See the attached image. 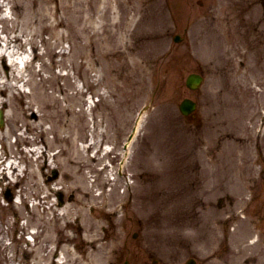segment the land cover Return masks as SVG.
I'll return each mask as SVG.
<instances>
[{"label": "rangeland", "instance_id": "1", "mask_svg": "<svg viewBox=\"0 0 264 264\" xmlns=\"http://www.w3.org/2000/svg\"><path fill=\"white\" fill-rule=\"evenodd\" d=\"M233 1L236 3L233 15L245 11L239 5L240 0ZM100 2L101 0H91V68L80 66L83 34L79 30V22L75 21L74 31L65 27L57 28L63 39L56 42L57 56L54 60L58 62L65 58L58 55L59 50L63 49L69 55L65 58L67 66L56 64L51 71L43 69L39 75L34 76V80L58 74L61 76L59 84H63V76H67L73 87H67L64 92L53 90L54 95L60 98L62 106H69L76 112L79 109L86 110L85 123H88L89 130L99 123L98 131L102 130L104 133L103 144L111 152L99 163L98 168L104 163L107 167L100 172L94 185L95 188H101L105 181L106 188L93 209L90 206L93 202L91 197H83L82 201H78L75 192L60 191L52 198L61 195L62 203H72L73 215H80L79 224L82 223V230L87 229L88 234L93 232L95 236H102L99 227L107 225L109 228L125 226L129 230L140 226L141 237L149 244L153 231L157 232V236L168 239L165 236L170 235L174 226H181L178 231L181 236L186 235L189 248L185 245L179 248L170 246L160 251L164 252V256L175 252L182 260L195 254L199 260L210 257L207 264H233V249L240 245V238L248 235L249 238H254L257 233L251 227L253 220L258 218L253 214L258 210H252V218L242 216L238 211L241 208L238 197L242 195L246 199L249 192L244 187L249 179L261 171L264 173V151L257 142L258 138L253 137L260 122L253 121L257 129L253 130L252 127L245 131L239 130L238 123L233 120L235 88L230 75L232 68L227 63L228 60L225 61L231 48L228 54L223 52L225 46L230 47L231 44L228 24L231 15L230 9L225 6L229 0H207L208 5L218 3V7L215 10L213 6H209L206 10L204 8L205 12L198 0H186L185 5L174 7L173 15H170L167 0H109L105 22L101 17L102 12L96 10ZM185 9L192 15L191 18L188 17L190 20H183V15L187 13ZM255 11L252 9L250 12ZM199 13L205 14L207 19L203 20L205 15L201 17ZM3 15L9 19L14 17V8L10 3L4 6ZM219 20L227 22L225 30H220ZM6 26V23L0 22L2 37ZM187 26L188 31L184 32ZM177 33L184 37L178 44L172 41ZM49 37V34L44 33L43 37L35 38L39 46L35 49V54L45 51L43 40ZM49 41L54 43L55 38H50ZM25 51H31L29 44ZM28 53H23L20 60L26 58ZM42 62L49 65L50 57L43 55L33 63V69L38 70ZM7 63V58L3 63L0 61L1 68L6 67ZM200 70L205 74L204 84L199 90L191 92L185 87V78L189 72ZM6 71H9L8 65ZM253 72L257 76L256 70ZM19 90L27 93L30 86L20 85ZM51 91L52 88L48 87L47 92ZM80 97L85 105L81 101L77 102ZM184 97L192 98L198 104L195 120L190 121L178 112V104ZM259 103H264V96H260L257 101ZM89 106H92L91 112ZM258 107L256 104L252 106L254 109ZM0 111L4 114L9 108L0 106ZM141 112L139 127L128 145L123 161V176L132 186L129 194L123 191L126 189L124 181L114 178L113 173L117 165H120L117 154L120 152L122 157V142L133 129ZM26 116L36 117L35 109ZM0 127H4V120ZM44 127H48V124ZM52 136L53 134L48 133L45 138L51 139ZM261 139L264 148V132L259 140ZM46 161L48 166L43 167L44 177L41 182L52 183L60 176V170L51 159L45 160V163ZM33 167L37 169L36 164ZM95 174L97 172L90 174V180H93L92 176ZM148 179L151 181L146 182ZM178 186L183 189L181 193ZM16 189L0 188V201L7 198V192L13 197ZM98 192L99 190L93 189V194L97 195ZM223 195H229L235 202L231 206L223 201L220 210L216 206V198ZM118 196L122 199L116 208L114 206ZM261 206V203H257V207ZM7 208L4 209V214L0 209V224L2 220H5L2 224L15 220L16 214ZM90 210L95 211L92 213L95 219L86 218L91 215ZM263 210L261 207L259 211ZM23 222L21 219L16 225ZM85 222L89 225L86 226ZM257 224L259 222L254 221L253 226ZM236 225H240V229ZM218 229L224 232V239H221ZM73 230L76 232L73 234L78 236L76 243L80 248V235L76 228ZM109 231L108 237L117 238L121 230ZM228 231H233V234H228ZM203 232L207 240L201 242L198 236ZM7 234L14 236L15 240L22 238L19 241L22 247L20 250L17 247L12 250L1 247L0 264H9L8 256L11 255L14 256L13 264H19L18 260L23 263L24 254H28L33 261L37 253H33V249H26L27 231L15 229L14 232L13 228ZM120 243L116 245L119 246ZM221 245L218 253L216 248ZM251 247V251L256 250L253 257L258 263L263 262L264 253L261 254L258 250L262 246ZM88 248L84 246L82 251H88Z\"/></svg>", "mask_w": 264, "mask_h": 264}, {"label": "bare ground", "instance_id": "2", "mask_svg": "<svg viewBox=\"0 0 264 264\" xmlns=\"http://www.w3.org/2000/svg\"><path fill=\"white\" fill-rule=\"evenodd\" d=\"M9 3L14 8V17L11 19L3 15L4 6ZM108 7L109 0H101L96 7L97 11L102 12L104 22ZM91 12V0H0V22L7 24V28L2 31L4 36H0V61L3 63L6 57L9 58L6 67L0 66V106L9 108L3 114L5 125L0 129V143L5 144L9 154L18 158V162L7 160L4 163L0 154V187L17 188L15 192L19 198L18 201L10 200L7 205H2V211L4 214V209L8 207L16 214V222L24 220L18 226L13 223L12 229L28 231L26 249H33V253H37L29 264H94L93 259L100 255L99 251L77 254L73 246L76 236L71 229L81 222L80 215H73L72 203L58 204L52 196L61 190L65 193L75 192L78 201H82L83 197H91L94 202L99 199L100 196L93 194L90 174L97 172L99 177L100 172L107 167L104 163L98 168L102 159L110 153L107 150L101 155L104 133L98 131L99 123L89 130L88 123H85L86 110L79 109L76 112L69 106H62L60 98L54 95L53 90L64 92L67 87H73L67 76H63V84H59L61 76L57 74L34 80V76L43 69L51 71L56 64L67 66L65 58L69 55L63 49L59 50L58 55L65 58L58 62L54 60L57 56L56 42L63 39L57 28L65 27L74 31L76 22H79V30L83 34L80 66L91 68ZM44 33L50 35L49 39L55 38V42L43 40L45 51L35 55V49L39 47L35 38L43 37ZM27 44L31 46L34 56L40 59L48 55L51 63L42 62L40 69L31 71L30 62L25 61L26 79L18 70L17 62L10 58L25 53ZM72 64L74 66V60ZM7 65L9 71H6ZM20 84L30 86V91L21 93ZM48 87L52 88L51 92H47ZM79 101L85 105L81 97ZM34 109L37 116L28 118L27 113ZM46 123L48 127L45 128ZM48 133L53 134L51 139L45 138ZM12 136L15 138L13 143L9 141ZM39 143L44 144V151L34 147ZM26 145L33 148L24 147ZM47 159H51L60 170V176L52 183L41 182L43 167L48 166L47 161L45 163ZM22 162L27 163L26 169L21 167ZM34 164L37 169L33 167ZM84 231L88 232L87 229ZM3 239L4 236L0 238V248L4 245ZM21 239L4 248L12 250L17 247L20 250ZM82 241L88 243V238L82 236ZM8 259L9 264H13L14 256H8Z\"/></svg>", "mask_w": 264, "mask_h": 264}, {"label": "flooded vegetation", "instance_id": "3", "mask_svg": "<svg viewBox=\"0 0 264 264\" xmlns=\"http://www.w3.org/2000/svg\"><path fill=\"white\" fill-rule=\"evenodd\" d=\"M262 4L264 8V3ZM137 248L142 251L141 254L139 251H130L128 256L115 258L112 264H121L124 262H128L129 264H166L163 260L153 257L147 247L137 245Z\"/></svg>", "mask_w": 264, "mask_h": 264}, {"label": "water", "instance_id": "4", "mask_svg": "<svg viewBox=\"0 0 264 264\" xmlns=\"http://www.w3.org/2000/svg\"><path fill=\"white\" fill-rule=\"evenodd\" d=\"M200 78L195 75H190L187 79V85L190 88H195L199 84ZM193 108V104L190 103L189 101H184L181 104V111L182 112H187Z\"/></svg>", "mask_w": 264, "mask_h": 264}]
</instances>
